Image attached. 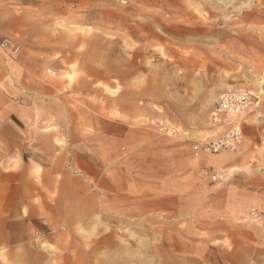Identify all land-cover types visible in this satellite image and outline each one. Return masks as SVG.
I'll return each instance as SVG.
<instances>
[{"label": "crops", "instance_id": "obj_1", "mask_svg": "<svg viewBox=\"0 0 264 264\" xmlns=\"http://www.w3.org/2000/svg\"><path fill=\"white\" fill-rule=\"evenodd\" d=\"M34 1L0 0V43L21 48L17 61L0 58V257H26L35 233L66 252L77 235L93 241L116 227H173L167 240L176 241L180 224L185 249L169 247L162 264H254L250 250L264 241V92H251L259 104L244 116L236 154L183 161L177 137L159 136L157 144L125 111L113 116L114 104L99 111L90 103L81 112L77 41L66 52L50 19L63 14ZM96 1L75 6L87 11ZM215 122V135L229 129ZM139 141L142 158L131 154Z\"/></svg>", "mask_w": 264, "mask_h": 264}, {"label": "rangeland", "instance_id": "obj_2", "mask_svg": "<svg viewBox=\"0 0 264 264\" xmlns=\"http://www.w3.org/2000/svg\"><path fill=\"white\" fill-rule=\"evenodd\" d=\"M79 1L34 3L63 14L50 19L54 37L67 43L66 52H74L69 45L77 41L81 112L90 103L99 111L106 103L114 104L113 116L121 118V110L125 111L124 118L137 125L139 133L152 135L157 144L159 136L166 141L177 137L173 145L183 161L191 155L197 159L219 155L197 157L193 146L217 136L220 124L214 113L222 95L233 90L264 92V0H97L87 11L77 9ZM90 34L92 42L87 43ZM0 58L14 61L1 48ZM140 141L132 146L136 158L143 156ZM170 144L166 143L167 149ZM211 181L216 183L219 177ZM155 229L147 224L128 233L116 227L94 233L93 241L77 235L76 248L66 252L40 241L46 234L35 233L26 257H0V264H162L169 247L185 249L184 226L179 224L176 241L171 242L167 231L173 227ZM263 245L259 241L253 247L257 252L250 250L257 256L254 264H264ZM178 264H186L185 259Z\"/></svg>", "mask_w": 264, "mask_h": 264}, {"label": "built area", "instance_id": "obj_3", "mask_svg": "<svg viewBox=\"0 0 264 264\" xmlns=\"http://www.w3.org/2000/svg\"><path fill=\"white\" fill-rule=\"evenodd\" d=\"M0 48L12 60L16 61L19 58L20 49L9 39H4ZM258 104L259 99L246 90H233L222 95L215 109V120L227 124L229 129L215 137L197 142L193 146L195 156L238 151L244 141L242 130L244 116ZM212 180L217 181V176L214 175Z\"/></svg>", "mask_w": 264, "mask_h": 264}]
</instances>
